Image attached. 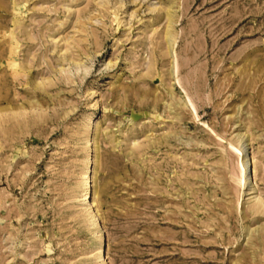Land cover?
<instances>
[{
	"label": "rangeland",
	"instance_id": "1",
	"mask_svg": "<svg viewBox=\"0 0 264 264\" xmlns=\"http://www.w3.org/2000/svg\"><path fill=\"white\" fill-rule=\"evenodd\" d=\"M263 203L264 0H0V264H264Z\"/></svg>",
	"mask_w": 264,
	"mask_h": 264
},
{
	"label": "bare ground",
	"instance_id": "2",
	"mask_svg": "<svg viewBox=\"0 0 264 264\" xmlns=\"http://www.w3.org/2000/svg\"><path fill=\"white\" fill-rule=\"evenodd\" d=\"M170 34V33H169ZM167 35V34H166ZM171 38V37H170ZM167 41V40H166ZM174 44L175 43H173V41H172V39H171V41H170V39H168V51H169V53L171 54V55H174L176 52L174 51ZM170 55V56H171ZM173 59V58H172ZM172 61H174V60H172ZM175 62V61H174ZM172 64V63H171ZM174 64V63H173ZM172 64V68L170 69V73L172 74H170L171 76H173V74H176L177 73V70H178V67H177V65L176 64H174L173 65ZM177 75V74H176ZM180 83V82H179ZM191 101V100H190ZM187 103V102H186ZM185 103V104H186ZM191 103V102H190ZM194 103H192V105H193ZM188 105V104H187ZM195 105V104H194ZM195 107V106H194ZM241 136V135H240ZM243 138V137H242ZM240 140V139H239ZM243 141V140H242ZM246 145V144H245ZM239 150H240V148H239ZM242 167H243V169H244V171H243V176H244V181L249 177L248 175H250V174H247V170L248 169H251L252 167H251V165H252V163H253V156L251 155V153L250 152H242ZM90 168H88V170H86V172L84 173L85 175H84V177L85 178H87V180H86V186H85V188H84V193H83V191H82V194H84L85 195V199L88 201V202H91V193H92V183L89 181V174H90ZM246 182V181H245ZM96 193V192H95ZM95 193H94V195H95ZM97 194V193H96ZM93 195V196H94ZM94 198V197H93ZM93 200V199H92ZM91 205H93L92 203H91ZM263 205H264V203H263ZM92 212V211H91ZM97 213H98V211H96ZM96 212H95V214H92L91 215V217H90V222L92 223V224H97V221H98V215L96 214ZM93 213V212H92ZM103 235H104V233H103V229H99L97 232H96V234H95V241H96V245L98 246V251H99V257L102 259V257L104 256L103 255V245H102V239H103ZM99 258V259H100ZM104 260V259H103ZM102 264H103V262H102ZM104 264H106L105 262H104Z\"/></svg>",
	"mask_w": 264,
	"mask_h": 264
}]
</instances>
